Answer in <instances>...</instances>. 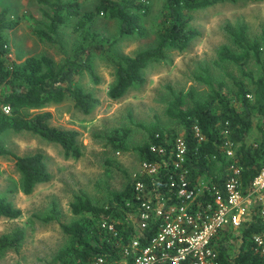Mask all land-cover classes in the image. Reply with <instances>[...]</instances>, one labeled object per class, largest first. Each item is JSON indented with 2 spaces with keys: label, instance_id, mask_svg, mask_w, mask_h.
I'll use <instances>...</instances> for the list:
<instances>
[{
  "label": "trees",
  "instance_id": "1",
  "mask_svg": "<svg viewBox=\"0 0 264 264\" xmlns=\"http://www.w3.org/2000/svg\"><path fill=\"white\" fill-rule=\"evenodd\" d=\"M216 1L164 0L154 43L133 54L114 50L112 45L116 38L111 39L92 30L90 23L98 15H103L117 20L118 36L142 33V16L148 10L145 0H98L93 9L84 11L79 0L47 2L51 8L50 14L45 13L48 22L44 27L34 29V34L42 41L59 42V27L68 18L74 17V28L78 33L72 55L56 60L42 53L28 55L21 61H8L7 40L0 32V133L5 130H29L59 143L66 155H77L78 130L51 125V111L42 108L70 98L82 112H89L98 99L78 84V78L83 71H87L98 79L93 68V57L97 55L105 57L114 66L115 77L108 88V95L112 98L122 95L130 85L143 81V69L149 62L164 59L171 48L184 49L198 34L190 25L193 18L190 11ZM15 24V21L7 20L3 10L0 12V30ZM225 29L235 47L220 44L210 65L200 66L194 74V78L207 87L205 97H198L192 87L170 89L165 113L175 125L163 127L157 119L148 124L137 123L146 130L147 137L132 149L140 161H162L166 156L152 150L150 145L163 144L168 151L173 138L182 131L186 143L185 164L192 181L204 178L221 185L226 166L234 159L241 167L240 179L246 187L264 165V23L259 37L253 39L248 38L242 22L233 27L226 25ZM251 60L259 68V74L255 76L247 69ZM225 62L235 64L241 74L248 76L251 87L232 75L235 88L231 92L225 90L223 80L215 81L211 67L221 68ZM233 100L237 101V105ZM4 106L8 111L4 110ZM195 127L199 134H196ZM225 128H228L227 136L233 141L234 158L227 157L222 149ZM129 132L128 127H115L108 134L107 141L113 148L126 151L129 149L126 144ZM251 134H255V138L247 141ZM0 154L13 156L24 193H29L37 182L50 176L44 154L40 151L16 154L0 143ZM163 182L164 179L160 183ZM108 194V203L97 204L86 191L79 189L69 203L74 217L68 221L60 219L57 202L52 200L41 219L58 221L66 241L43 264H95L100 256L111 264H132L131 255H125L123 247L135 234H139L140 244L144 245L154 232L155 225L151 224L139 233L127 217V213L137 205L132 179L129 178L122 189L109 190ZM21 213V208L0 192V216L16 218ZM103 222L112 224L113 229L103 226ZM260 228L258 218L254 216L236 231L231 227L220 231L216 238L219 264H264L252 240V234ZM24 235L21 227L0 234V254L17 249ZM233 238L239 243L230 242Z\"/></svg>",
  "mask_w": 264,
  "mask_h": 264
},
{
  "label": "rangeland",
  "instance_id": "2",
  "mask_svg": "<svg viewBox=\"0 0 264 264\" xmlns=\"http://www.w3.org/2000/svg\"><path fill=\"white\" fill-rule=\"evenodd\" d=\"M97 2L83 0L81 10H91ZM145 2L148 10L142 16V33L118 36L117 20L103 15H98L90 27L111 39L116 38L112 45L114 50L133 54L154 43L155 28L159 26L164 10V0ZM46 10L48 14L51 13L49 6ZM190 12L193 15L190 25L198 34L184 49L171 48L164 59L149 62L143 69V81L133 83L122 95L116 98L108 95V88L115 77L114 66L105 57L97 55L93 57V68L98 79H94L87 71H83L78 78V84L98 99L89 112H82L70 98L42 108L51 111V125L78 130L77 155H66L59 143L29 130H5L0 133L1 145L11 152H42L50 174L47 180L37 182L32 191L24 193L20 188V173L13 156L0 154V192L22 210L16 218L0 216V234L16 227L23 228L25 234L17 249L0 254V264H43L66 241L58 221L41 219L52 200L57 202L60 219L68 221L74 217L69 203L79 189L86 191L94 203L105 204L110 200L109 190H120L129 178L133 180L139 172L140 160L132 147L147 137L146 130L137 123L148 124L157 119L163 127L175 125L165 113L166 103L171 96L170 89L185 90L192 87L198 97H205L207 87L196 80L194 74L200 66L210 65L220 44L227 43L235 47L225 29L226 25L233 27L242 22L249 39L259 37L264 23V0H218ZM40 15L41 20L35 21L32 26L34 29L42 28L48 22L46 14ZM74 22L75 18L70 17L59 27L60 43L39 40L33 33L29 35L31 43L28 46L22 45V39L15 38L14 45L9 40L8 61H21L20 58L25 55L42 53L56 60L72 55L78 33ZM247 69L254 76L259 74L258 66L252 60L247 64ZM210 72L215 81H224L228 92L235 88L231 75L251 87L249 77L241 74L231 62H225L221 68L212 66ZM233 102L237 105V101ZM115 127L130 129L126 139L128 150H117L107 141L108 134ZM175 127L179 130L178 126ZM254 138L255 134H251L247 141ZM230 242L239 243L235 238Z\"/></svg>",
  "mask_w": 264,
  "mask_h": 264
},
{
  "label": "built area",
  "instance_id": "3",
  "mask_svg": "<svg viewBox=\"0 0 264 264\" xmlns=\"http://www.w3.org/2000/svg\"><path fill=\"white\" fill-rule=\"evenodd\" d=\"M4 110L8 111L7 106ZM195 130L199 134L197 127ZM223 134V152L234 158L228 128ZM150 148L166 157L162 161H140L139 172L133 178L137 205L127 217L139 233L151 224L155 230L144 245L140 244L139 234L125 244L123 252L131 255L132 264H219L217 234L226 227L238 229L254 216L261 228L252 234V240L264 260V165L244 187L241 167L233 159L218 186L204 178L192 181L188 177L182 131L173 138L168 151L159 143H152ZM102 225L113 229L112 224ZM95 264L110 263L100 256Z\"/></svg>",
  "mask_w": 264,
  "mask_h": 264
},
{
  "label": "crops",
  "instance_id": "4",
  "mask_svg": "<svg viewBox=\"0 0 264 264\" xmlns=\"http://www.w3.org/2000/svg\"><path fill=\"white\" fill-rule=\"evenodd\" d=\"M53 1L54 0H0V12L3 10V14L7 20L16 22L13 27L0 30L2 35L6 37L7 47L9 40L10 44H13L15 38L22 39L20 41L22 45L28 46L31 43L29 35L31 33L34 34V28L32 27L35 24L34 22L41 20L39 19L41 16L40 14H45L47 12L46 8L49 6L48 3ZM79 3L81 8L83 0H79ZM21 34H24V36ZM248 35L249 34H247V36ZM26 56L28 55L21 57L20 60H23Z\"/></svg>",
  "mask_w": 264,
  "mask_h": 264
}]
</instances>
